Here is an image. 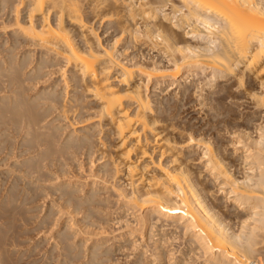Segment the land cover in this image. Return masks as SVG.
<instances>
[{
    "label": "bare ground",
    "instance_id": "obj_1",
    "mask_svg": "<svg viewBox=\"0 0 264 264\" xmlns=\"http://www.w3.org/2000/svg\"><path fill=\"white\" fill-rule=\"evenodd\" d=\"M0 9L15 14V28L0 45L2 264L12 263L15 248L4 247L27 235L34 202L48 194L69 219L56 230L59 264L116 262L124 249L93 236L113 217L115 196L132 211L134 231L140 228L151 242L146 254L142 240L139 251L138 239L135 245L128 239L138 252L124 263L125 254L124 264H264V0H0ZM101 28L110 37L102 39ZM31 45L37 53L25 50ZM50 67L61 78L38 86ZM198 70H210L208 80L225 78L211 101L231 88L248 102V112L215 110L218 96L209 110L215 125L178 120L183 96L170 106L173 100L154 91L168 78L164 87L176 83L177 93L198 90L202 97L199 79L185 84ZM86 163L92 181L84 177ZM63 177L68 180L44 184ZM175 239L180 247L165 249ZM34 253L25 259L34 263Z\"/></svg>",
    "mask_w": 264,
    "mask_h": 264
},
{
    "label": "rangeland",
    "instance_id": "obj_2",
    "mask_svg": "<svg viewBox=\"0 0 264 264\" xmlns=\"http://www.w3.org/2000/svg\"><path fill=\"white\" fill-rule=\"evenodd\" d=\"M7 10H1L0 9V45H1V42H2V40H5L7 37V39H9L10 38V32L13 30V28H15L14 26L15 25H10V24H12V22H13V16H15V14L13 13V11L11 12L10 11V13L11 14H7V12H6ZM5 12V13H4ZM7 14V15H6ZM10 15V16H9ZM10 17V18H9ZM3 19V20H2ZM4 23H6L7 24V28H6V26L4 27ZM2 25H3V27H2ZM10 27V28H9ZM103 28H101L100 29V31H99V33H100V35H101V38L102 39H107V37H110V30H108V31H106V32H103V31H101ZM6 30V32H4ZM8 33V34H7ZM108 33V34H107ZM10 34V35H9ZM33 45H31V46H25V50H27V49H31V51L32 52H34V53H37V47L35 48V46L34 47H32ZM1 47V46H0ZM24 48V47H23ZM23 48H17L16 49V52H18L19 54L21 53V51H24L23 50ZM34 48H35V50H34ZM131 49V48H130ZM126 50L125 52H124V54H125V56L126 57H128V55L132 52V50ZM31 52V53H32ZM15 53V52H14ZM18 53H16V55H18ZM128 53V54H127ZM2 54H3V52H1V48H0V55L2 56ZM124 54L122 55V56H124ZM121 56V57H122ZM16 57H18V56H16ZM51 69V70H50ZM45 70H49V73H48V76H46V79H45V81L42 83V82H40L39 83V85L38 86H40V85H43V84H45V83H47V82H50V81H52L53 79L55 80L56 78H58V79H60L61 78V76H60V72H58L59 70H58V68H45ZM201 73H200V72ZM166 73V75H167V72L169 73L170 71H165ZM209 72H210V70H198L197 71V75H193V77L192 76H190L189 78H186L185 79V84H189V85H192L195 81H198V79H199V86H201L202 88H203V90L202 91H200L201 92V94H204L202 97H200V96H198V90H197V92H195V94H192V92L191 91H189V93H186L185 95H182L183 93H181L182 91H179L180 93H177V90H178V86H176V83H174V84H171V85H169V86H166V87H164L165 85H167V83L169 82H167V80H168V78H166L165 79V81H163V82H165V83H162L163 85H161L162 87H160V88H157L158 90H156V91H154V93L155 94H159V96L161 97V96H164V97H166V95H167V97L168 98H170L171 100H173L172 102H170L171 104H170V106H172V105H175V102L176 101H178V99L180 100V99H182V96H183V99H182V101H183V103H182V101H181V103L183 104V108H181V110H180V108L178 109L179 110V112H178V110H177V113H178V116H179V118H178V120H181V119H183L184 117H185V120L187 121V120H190L191 122L193 121V123L194 124H196L197 123V121H198V123H199V125L203 122V123H206V124H209V123H211V122H213V123H211V124H216L217 122L215 121L214 122V120L212 119V117H211V115H210V112H209V110H211L212 108H214V106L213 105H215V101L217 100L216 98L219 96L220 97V99H221V97H222V99L220 100V99H218L217 101H222L221 102V104L219 105V108L217 109H215V110H219V112H221L222 113V111L224 112L225 110H227V109H229L230 108V114H231V116H232V114H234V113H238L240 110H242L243 112H248V102L247 101H245V100H243V99H239V101H238V96H235V91H234V89H231V88H227V89H229V90H225V91H220V93L219 94H216V96H215V100H214V98L212 99V101H211V97H210V93L212 92V91H218V90H221V87L219 86V84L221 83V82H223L224 80H225V78H217L216 77V80L214 79V81H212V80H208V79H206L207 78V76H208V74H209ZM68 73V74H67ZM66 73V75L68 76L69 75V72H67ZM56 74V75H55ZM164 73L162 74V75H165ZM201 74V75H200ZM50 75V76H49ZM200 75V76H199ZM167 77V76H166ZM178 78V79H177ZM183 75H179V76H177L175 79H176V82H177V80H178V82H180V81H182L183 79ZM52 79V80H51ZM206 79V80H205ZM192 80V81H191ZM162 81H160V82H162ZM208 81H210L209 83H208ZM201 82H202V84H203V82H205L204 84H206V85H202L201 84ZM208 84H207V83ZM184 83V82H183ZM229 83V82H228ZM227 82H226V84H228ZM211 85V87H210V85ZM149 85H151V86H148V90H147V93H148V96H150L151 94H152V92H153V83L152 84H150L149 83ZM37 86V85H36ZM205 88H204V87ZM164 87V88H163ZM218 87V88H217ZM214 88V89H213ZM233 88V87H232ZM165 89H167V90H165ZM152 90V91H151ZM165 90V91H164ZM180 90V89H179ZM207 91V92H206ZM227 91V93H225ZM162 92V93H161ZM175 94H174V93ZM209 93V94H208ZM223 93H225V94H223ZM232 93H234L233 95H234V97H232L230 100H228V97L227 96H230V94H232ZM166 94V95H165ZM178 94V95H177ZM191 94V95H190ZM227 94H229V95H227ZM170 95H171V97H170ZM175 95V96H174ZM196 95V96H195ZM199 95H200V93H199ZM233 95H231V96H233ZM177 96V97H176ZM208 98H207V97ZM173 97H175V98H173ZM204 97H206L205 98V100H204ZM218 97V98H219ZM223 97H225V98H223ZM173 98V99H172ZM200 98V99H199ZM227 98V99H226ZM230 98V97H229ZM237 98V99H236ZM204 101H203V100ZM225 99V100H224ZM176 100V101H175ZM198 100V101H197ZM227 100V101H226ZM175 101V102H174ZM201 101H203V102H201ZM225 101V102H224ZM231 101V102H230ZM236 101V102H235ZM241 101V102H240ZM205 102V103H204ZM240 102V104H242V102H244V103H246V104H244L243 103V105L244 106H246V107H243V106H241V108H240V104H238ZM200 103H202V105L200 106ZM235 105H234V104ZM239 105V106H238ZM205 106V107H204ZM228 106V107H227ZM230 106V107H229ZM249 106H251V105H249ZM174 107V106H173ZM209 107H211V108H209ZM222 107V108H221ZM224 107V108H223ZM238 107H239V109H238ZM248 107V108H247ZM206 110H208V111H206ZM243 108V109H242ZM236 109V110H235ZM205 110V111H204ZM233 111H236V112H233ZM205 115H204V114ZM209 113V114H208ZM181 114V115H180ZM203 117V118H202ZM192 118V119H191ZM227 118H229V117H227ZM200 119H202V120H200ZM212 119V120H211ZM211 122H210V121ZM218 120V119H217ZM195 121V122H194ZM202 121V122H201ZM201 122V123H200ZM224 124H222V126H223ZM221 126V127H222ZM225 129L227 128L226 127V125H224L223 126ZM222 127V131L224 130V128ZM220 129H219V131H220ZM225 132L223 131V134H222V132L220 131V135L221 136H226L227 135V133H226V135L224 134ZM1 155H0V159H1V157H2V153H0ZM96 163V162H95ZM94 163V165H98L97 163L95 164ZM0 170H2V169H4L3 167H5L4 166V163H2L1 161H0ZM90 163H86V164H83V173H84V177L86 178V177H88V181L90 180V181H92L93 180V178H89V176H87V174H89L88 173V171H89V169H90ZM85 171V172H84ZM90 172V171H89ZM86 175V176H85ZM84 177H82L81 179H83ZM93 177V176H92ZM67 177H63V178H61V179H56V180H53V181H46V182H44V184H47V185H52V184H58L60 181H62V180H68V178L66 179ZM70 179L73 181V180H75L76 178H75V176H70ZM95 179V178H94ZM87 179H84V181H86ZM82 181V180H81ZM3 185V186H2ZM1 186H2V188L3 187H5V185H6V182H4V184H2ZM1 188V190H0V192H2L3 193V189ZM2 193H0V195L2 194ZM48 196V197H47ZM52 196H54V195H52ZM50 194H48V195H46V196H43V197H40V198H38L35 202H34V204L36 205V206H38V208L35 210V212H34V215H35V220H32L33 222H31L27 227H28V232H26L27 233V235L24 233V235H22V234H20V235H18L19 233H17V241L18 240H20L19 242H17L16 241V243H14V244H9L10 246L8 247V245L7 246H5L4 248H6L8 251H9V249H11L12 250V248L14 247L15 249H13V251L12 252H14L13 254H15V257L13 258V257H11L13 260H12V263L11 264H13L14 262V259L16 258V255H17V257H18V255H19V257H18V259H20L21 260V258H23L24 257V259H23V261L24 262H26L27 260H28V262H30L29 260L30 259H25L26 257H33V255H32V253H34V248L36 249V251H38L37 253H38V255H37V258H38V260H39V258H45L44 260H45V262H47L48 263V259H52V260H50L51 261V263L55 260V259H57L56 257L57 256H55V255H58V259H57V261H59L60 262V260L62 259L61 257V255H60V253H57V252H55V254H54V250L56 249V251H57V249H59L60 250V247L59 248H56V246L58 247V246H60V243H59V241H58V239H57V237H56V233H57V231L61 228L60 226L62 225L63 226V224H64V221H69V219H68V217H66V216H68L67 215V213H65V211H64V209H62V210H60L61 209V207H59L60 209L58 210L57 208V201H55V197L53 198ZM45 197H46V199H45ZM51 198H53V199H51ZM112 198V197H111ZM116 198V199H115ZM117 198L118 197H114V198H112L111 199V201H113L112 203L113 204H110V206L113 208L114 207V209H112L111 207L109 208L110 210V212H114V213H110V212H108V214L110 213V215L111 216H113V217H116V218H111V217H107V218H110L109 220H108V222H107V220H106V218H105V224L103 223V222H100V224L102 223V224H104L105 225V227L103 226V225H100L101 227V229L99 228V230L97 229V230H95V233H97V235L95 236L94 234H93V236L95 237H93L94 239H99V240H104V241H106L107 243H105L106 245L109 243V245H111L112 247H118V248H116V249H118V250H123V253L121 254L120 252H114V254H115V258H117L114 262L115 263H117V261H118V263L119 264H124L125 262H127L126 260H129L131 257L130 256H133L134 254V252L132 253L131 251L133 250H135V248L137 249V251L135 250V253H137L138 252V248H139V251H140V249L142 250L143 249V247H144V249L145 248H147V250H146V254H148V253H150V252H148V250L149 251H151V247H150V243L151 242H146L147 241V236L146 235H142L140 232L141 231H138V230H140V228H138V232L136 231H134V229L132 228L133 227V225L131 224L132 223V221H131V219L133 218V216L131 215V210H129L130 212L128 213V211H127V213L123 210V208H121V206L123 205V201H121L122 199L120 198V200L118 201L117 200ZM45 200V201H44ZM47 200V201H46ZM52 200V201H51ZM115 200V201H114ZM54 201V202H53ZM121 201V202H120ZM52 202L55 204L54 206V209L56 208L58 211H56V210H54L53 209V211H52V214L49 216V217H47V218H45L46 217V215H47V213H48V211L50 210V207H51V205L50 204H52ZM56 202V203H55ZM116 202H120V203H116ZM60 202L58 201V204H59ZM117 204H119V205H117ZM57 205V206H56ZM115 205H117L118 207H120V209H118V207L117 206H115ZM45 206V207H44ZM123 207V206H122ZM38 209H40V210H38ZM47 209V210H46ZM112 209V210H111ZM118 209V210H117ZM122 212H121V211ZM43 211V212H42ZM62 211H64V212H62ZM115 211H117V212H115ZM118 211H119V213L121 212L122 214H120V216H119V213H118ZM60 212V214H58ZM62 212V213H61ZM56 213V214H55ZM118 214V215H116V214ZM55 214V215H54ZM65 214V215H64ZM115 216H114V215ZM131 215L130 217L128 216V215ZM53 215H54V217H53ZM37 216V217H36ZM57 216V217H56ZM66 218H65V217ZM79 215H77V219L78 218H80V216L78 217ZM123 216V217H122ZM128 216V217H127ZM63 217V218H62ZM55 218V219H54ZM61 218V219H60ZM121 218V219H120ZM127 218H129L128 220L129 221H125V220H127ZM131 218V219H130ZM122 219H123V221H122ZM134 219V218H133ZM132 219V220H133ZM38 220V221H37ZM46 221L45 223L43 222V221ZM52 220V221H51ZM56 222H55V221ZM60 220V221H59ZM121 220V221H120ZM34 221H35V223H34ZM119 221V222H118ZM131 221V222H130ZM135 220H133V223H134V225H136V226H138L139 227V225H137V223H136V221L134 222ZM41 222H43L44 223V228H43V226L42 225H40V224H42ZM51 222V223H50ZM113 222V223H112ZM37 223V225H34V224H36ZM62 223V224H61ZM108 223V224H107ZM115 223V224H114ZM122 223V224H121ZM125 223V224H124ZM113 224V225H112ZM168 224V223H167ZM167 224H166V226H165V228H163V229H168L169 230V228H170V226L169 227H167ZM108 225V226H107ZM33 226H35L34 228H36V226L38 227V229L36 230V229H34L33 228ZM59 226V227H58ZM103 226V227H102ZM112 226V227H111ZM129 226V227H128ZM136 226H135V228H136ZM74 227H76L75 225H74ZM125 227V228H124ZM32 228L35 230H32ZM113 228V229H112ZM122 228V229H121ZM130 228V229H129ZM43 229V230H42ZM45 229V230H44ZM103 229V230H102ZM137 229V228H136ZM19 231L21 230V229H18ZM57 230V231H56ZM132 230L134 231V232H132ZM167 230V231H168ZM33 231V233H31ZM131 231V232H130ZM119 232V233H118ZM130 232V233H129ZM82 233H84V230H83V232ZM81 233V234H82ZM131 233H133V234H131ZM29 234V235H28ZM81 234H79V235H81ZM86 234V233H85ZM85 234H84V236H85ZM98 234L100 235V234H102V235H100L99 236V238H98ZM111 234V235H110ZM120 234V235H119ZM131 234V235H130ZM38 235V236H37ZM79 235H77V238L78 237H80ZM83 235V234H82ZM82 235H81V237H82ZM124 235V236H123ZM127 235H129V237L127 236ZM132 235H136L135 237H133ZM24 236V238H22ZM26 236H28V237H26ZM52 236V237H51ZM88 236H89V234H88ZM87 236V234H86V236L85 237H88ZM127 236V238H125ZM145 238H144V237ZM30 237V238H29ZM109 237V238H108ZM118 237V238H117ZM142 238V239H140L139 240V238ZM37 238V239H36ZM26 239L28 240V243L27 242H25L26 241ZM74 239V238H73ZM73 239H71L72 240V242L73 241H76V238L73 240ZM117 239V240H116ZM125 239V240H124ZM127 239V240H126ZM130 241H129V240ZM134 239V241L135 240H137L138 239V241H135L136 243L138 242H140L141 240V242L142 243H140L139 245L140 246H143L142 248L141 247H138L139 245H138V243L136 244V246L138 247H134V248H132V250L131 249H129L132 245H135L134 244V241H132ZM144 239V240H143ZM119 240V241H118ZM146 240V241H145ZM35 243H34V242ZM57 243H56V242ZM91 242H92V239L90 240ZM121 241V242H120ZM124 241V242H123ZM126 241H129V242H131L132 243V245H130V243L129 242H126ZM24 242H25V244H24ZM38 242H40L39 244H37ZM169 242L171 243V244H169ZM180 240L179 239H175V240H168V244L166 243V247H165V249H167V250H169V249H177V247L180 245ZM18 243V244H17ZM19 243H21V245H22V247H21V245H19ZM27 243V244H26ZM49 243H50V245H49ZM54 243H55V245H54ZM59 243V244H58ZM87 243H89L90 244V242H87ZM125 243V244H124ZM146 243L148 244V246H146ZM35 244L36 245H39V246H36V247H34L35 246ZM89 244H87V246L89 245ZM121 244H123L122 246H121ZM143 244V245H142ZM177 244V245H176ZM19 245V246H18ZM124 245H126V246H124ZM128 245H130V246H128ZM169 245H170V247H169ZM262 245H264V243H261V245H259V248H260V250H261V252H260V254H262V255H260L262 258H264V246H262ZM15 246H17V248L15 247ZM33 246V247H32ZM55 246V247H54ZM121 247V249H120V247ZM29 247V248H28ZM33 249H32V248ZM125 247V248H124ZM133 247V246H132ZM149 247V248H148ZM174 247V248H173ZM180 247V246H179ZM31 248V249H30ZM53 248H55L54 250H53ZM17 249V250H16ZM22 251H21V250ZM25 249H30V250H26L27 251V253L28 254H31V255H28V256H26L27 255V253L25 254V252H23V250H25ZM43 249V250H42ZM174 249V250H175ZM6 250V251H7ZM10 250V251H11ZM15 250V251H14ZM48 250H49V252H50V254H49V252H48ZM53 250V251H52ZM58 250V252H60ZM7 251V252H8ZM9 251V252H10ZM33 251V252H32ZM173 251V250H172ZM172 251H168L169 253L171 252L172 253ZM12 252H11V254L9 253V256L11 255V256H14V255H12ZM17 254H16V253ZM41 252V253H40ZM47 252V253H46ZM53 252V255H51V253ZM174 252V251H173ZM19 253V254H18ZM23 253V254H22ZM36 252L34 253L35 255H34V258H33V260L31 259V261H33L34 263H32V262H30L31 264H43V263H45V262H42L43 261V259L40 261H38V260H36V262H35V260L34 259H37L35 256H36V254H37ZM45 255V256H47L48 257V255L51 257V258H49L48 257V259H47V257H45L43 254ZM47 255H46V254ZM120 253V254H119ZM133 255H132V254ZM175 253V252H174ZM25 254V255H24ZM125 254H126V256L127 257H129L128 259H125V261H124V258H127V257H125ZM128 254H130V255H128ZM176 254L178 255V253L176 252ZM175 254V255H176ZM21 255V256H20ZM24 255V256H23ZM176 255V256H177ZM43 256V257H42ZM52 256H54L55 258H53ZM60 258V259H59ZM17 258L15 259L16 261H17V263H15V264H22V262H20L19 260H18ZM120 259V260H119ZM83 260H85V258H82V260H80V261H83ZM11 261V260H10ZM38 261V262H37ZM50 261H49V263H50ZM56 260H55V263H52V264H56V263H58L59 264V262H57ZM119 261H122L121 263L119 262ZM123 261H124V263H123ZM23 262V263H24ZM27 262V263H28ZM1 264H2V262H0ZM47 263H45V264H47ZM48 263V264H49ZM73 263H77V262H74L73 261ZM114 263V264H115ZM3 264H5V263H3ZM6 264H9V263H6ZM26 264V263H25ZM127 264V263H126Z\"/></svg>",
    "mask_w": 264,
    "mask_h": 264
}]
</instances>
